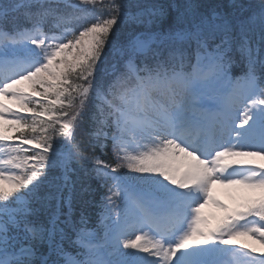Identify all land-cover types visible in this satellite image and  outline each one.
Masks as SVG:
<instances>
[{
    "label": "snow or ice",
    "instance_id": "1",
    "mask_svg": "<svg viewBox=\"0 0 264 264\" xmlns=\"http://www.w3.org/2000/svg\"><path fill=\"white\" fill-rule=\"evenodd\" d=\"M257 157L264 0L0 3V264H264Z\"/></svg>",
    "mask_w": 264,
    "mask_h": 264
},
{
    "label": "rangeland",
    "instance_id": "2",
    "mask_svg": "<svg viewBox=\"0 0 264 264\" xmlns=\"http://www.w3.org/2000/svg\"><path fill=\"white\" fill-rule=\"evenodd\" d=\"M255 160L256 163H264V160H261L258 157L255 158ZM250 195L254 194L249 192V190L240 187H224L222 185H214L212 189L213 198L226 205L229 209L237 207V205L242 202L243 198ZM203 214L208 217L213 224L224 215L222 210L216 208L212 204H209L205 207V209H203ZM247 241L251 240H245L242 238V242L247 243ZM251 244H253V241H251ZM254 246L257 248L260 247L259 244H254Z\"/></svg>",
    "mask_w": 264,
    "mask_h": 264
},
{
    "label": "trees",
    "instance_id": "3",
    "mask_svg": "<svg viewBox=\"0 0 264 264\" xmlns=\"http://www.w3.org/2000/svg\"><path fill=\"white\" fill-rule=\"evenodd\" d=\"M1 1V0H0ZM245 2L247 3L248 0H245ZM256 0H251L252 4H255ZM100 199H101V193L99 191H97L94 195V197L90 198L91 202L89 203V205L87 206L86 209H84V211L86 212V214L89 217L90 220V224L91 225H95L97 223V218H98V214L100 212ZM81 209L79 207H77L75 215L77 216V218L79 217Z\"/></svg>",
    "mask_w": 264,
    "mask_h": 264
},
{
    "label": "bare ground",
    "instance_id": "4",
    "mask_svg": "<svg viewBox=\"0 0 264 264\" xmlns=\"http://www.w3.org/2000/svg\"><path fill=\"white\" fill-rule=\"evenodd\" d=\"M223 195V194H222Z\"/></svg>",
    "mask_w": 264,
    "mask_h": 264
}]
</instances>
